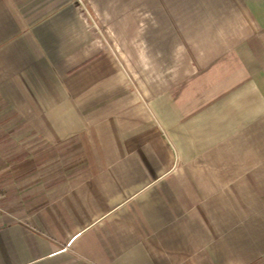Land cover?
<instances>
[{"label": "crops", "instance_id": "obj_1", "mask_svg": "<svg viewBox=\"0 0 264 264\" xmlns=\"http://www.w3.org/2000/svg\"><path fill=\"white\" fill-rule=\"evenodd\" d=\"M3 150L0 264H264V0H0Z\"/></svg>", "mask_w": 264, "mask_h": 264}, {"label": "rangeland", "instance_id": "obj_2", "mask_svg": "<svg viewBox=\"0 0 264 264\" xmlns=\"http://www.w3.org/2000/svg\"><path fill=\"white\" fill-rule=\"evenodd\" d=\"M5 152L6 151H0V156L1 157H3L4 156V154H5ZM32 154H34V155H36V151H34ZM76 155V152L75 151H62V157H66V158H68V157H74ZM0 167H1V165H0ZM62 169L63 170H65L64 171V175H68V174H70V173H72L73 172V170L75 169V167H62Z\"/></svg>", "mask_w": 264, "mask_h": 264}]
</instances>
